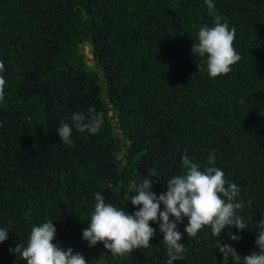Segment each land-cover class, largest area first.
Instances as JSON below:
<instances>
[{"label":"trees","instance_id":"1","mask_svg":"<svg viewBox=\"0 0 264 264\" xmlns=\"http://www.w3.org/2000/svg\"><path fill=\"white\" fill-rule=\"evenodd\" d=\"M214 4L210 11L204 0H0V226L9 228L0 264H26L9 249L46 219H55L53 242L81 252L89 264H165L166 246L152 221L157 231L147 247L117 256L101 242L89 247L81 230L93 192L130 212L124 193L148 168L157 170L152 188L159 194L184 170L185 152L203 167L212 150L226 181L239 185L236 211L247 223L221 236L207 225L196 236L185 233L187 251L174 264H244L243 254L258 248L264 0ZM213 13L235 29L240 59L228 73L209 77L191 45ZM85 42L93 46L91 65L80 51ZM89 106L103 114L100 131L74 128L73 143L60 142V120L71 123L72 112ZM186 222L178 225L182 232ZM220 240L240 255L224 261Z\"/></svg>","mask_w":264,"mask_h":264},{"label":"clouds","instance_id":"2","mask_svg":"<svg viewBox=\"0 0 264 264\" xmlns=\"http://www.w3.org/2000/svg\"><path fill=\"white\" fill-rule=\"evenodd\" d=\"M204 3L210 11L215 8L214 0H204ZM234 38L235 29L214 13L211 25L198 27L191 53L204 59L209 77L228 73L231 65L240 59L239 52L233 47ZM3 83V77H0V97L3 96ZM70 121L61 119L56 127L60 142L66 145L73 143L74 128L95 134L104 122L103 114L92 106L84 111L72 112ZM214 151L209 153L208 163L203 167L185 152L181 156L184 170L172 174L163 183L166 190L159 194L152 188L158 180L157 170L155 167L148 168L147 175L130 184V190L124 193L125 203L130 202L133 206L130 212L121 204L106 201L103 191H94V204L88 212L87 227L81 230V239L89 247L101 242L113 256L124 255L150 244V239L157 231L150 224L152 221L162 233L166 246L165 264H174L183 259L187 251L181 239L185 233L187 236H196L207 225L214 236H221L226 228L230 230L234 225H246V219L236 211L241 206L240 201L235 199L240 191L239 185L226 181L223 169L216 166ZM185 218L187 222L182 232L178 225ZM54 220L46 219L34 224L26 242H19L9 251L26 264H89L81 252L74 251L71 246L62 247L59 241L53 242L57 231ZM257 223L259 227L254 239L258 248L243 254L244 264H264V212ZM8 234L9 228L0 226V242L5 241ZM239 235L238 231H230L231 237ZM217 248L224 261H227L230 253L232 256L240 255L234 243H222L220 240Z\"/></svg>","mask_w":264,"mask_h":264},{"label":"water","instance_id":"3","mask_svg":"<svg viewBox=\"0 0 264 264\" xmlns=\"http://www.w3.org/2000/svg\"><path fill=\"white\" fill-rule=\"evenodd\" d=\"M88 46L89 51L91 52L93 50V46L89 44V42L82 43L80 45V51L83 52L85 51V46ZM95 65H97V62H95ZM103 78V74L100 75ZM107 89V85L105 86V90ZM104 97H107V93H104Z\"/></svg>","mask_w":264,"mask_h":264},{"label":"rangeland","instance_id":"4","mask_svg":"<svg viewBox=\"0 0 264 264\" xmlns=\"http://www.w3.org/2000/svg\"><path fill=\"white\" fill-rule=\"evenodd\" d=\"M85 51L87 53V62L91 65L93 63L92 54L89 52V49L87 47H86Z\"/></svg>","mask_w":264,"mask_h":264}]
</instances>
